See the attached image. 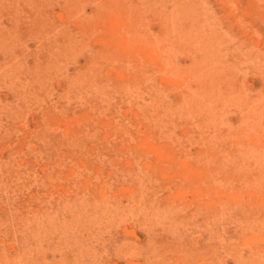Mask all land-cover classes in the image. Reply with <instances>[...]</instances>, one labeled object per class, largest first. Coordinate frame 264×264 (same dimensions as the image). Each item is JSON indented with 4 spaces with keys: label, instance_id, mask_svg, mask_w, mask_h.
<instances>
[{
    "label": "rangeland",
    "instance_id": "1",
    "mask_svg": "<svg viewBox=\"0 0 264 264\" xmlns=\"http://www.w3.org/2000/svg\"><path fill=\"white\" fill-rule=\"evenodd\" d=\"M0 264H264V0H0Z\"/></svg>",
    "mask_w": 264,
    "mask_h": 264
}]
</instances>
